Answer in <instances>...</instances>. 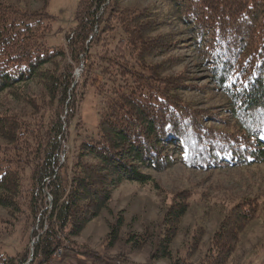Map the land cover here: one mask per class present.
<instances>
[{"label":"trees","instance_id":"obj_1","mask_svg":"<svg viewBox=\"0 0 264 264\" xmlns=\"http://www.w3.org/2000/svg\"><path fill=\"white\" fill-rule=\"evenodd\" d=\"M36 1L39 9L0 0V97L10 93L27 107L0 114V208L7 213L0 217V244L4 234L19 235L16 255L0 247V264H46L59 249L102 261L75 238L110 209L123 182L158 189L149 170L264 163V0H168L170 15L187 27L191 47L226 99L216 108L185 97L203 89L184 73H173L181 59L172 53L184 40L163 31L169 23L154 7L77 0L63 44L49 46L50 0ZM77 69L82 81L75 86ZM32 80L42 86L37 94L22 87ZM89 85L102 102L97 132L61 164ZM191 205L185 192L167 205L153 261L229 264L247 227L264 212L258 197L237 201L194 263L202 228L186 254L173 251ZM125 226L118 212L109 223L111 244L122 235L138 250L151 241L148 229L125 233Z\"/></svg>","mask_w":264,"mask_h":264},{"label":"rangeland","instance_id":"obj_2","mask_svg":"<svg viewBox=\"0 0 264 264\" xmlns=\"http://www.w3.org/2000/svg\"><path fill=\"white\" fill-rule=\"evenodd\" d=\"M17 2L22 7L39 9L42 4L36 0H8ZM128 4L152 6L162 14L169 24L164 32L177 33V38L184 40L182 48L172 55L181 59V65L173 70L174 74L184 73L188 83L203 89L186 92L185 97L199 102L202 107H220L226 99L212 83L210 72L201 63L200 58L191 47L189 39L192 37L187 27L170 15L168 0H130ZM77 0H50L48 5L51 30L46 41L49 46H60L64 42L66 31L73 25ZM76 83H80L81 71L75 72ZM26 91L37 94L42 86L38 80L29 81L22 85ZM26 104L10 93L0 97V114L8 109L25 110ZM102 108L101 98L95 94L94 86L89 85L78 106L75 120L69 126V136L63 148L65 152L60 157L61 164L71 159L74 147L78 146L97 132L99 112ZM220 109V108H219ZM28 110V109H27ZM223 117L227 115L223 112ZM84 123L78 129L77 124ZM80 127V126H79ZM158 186L141 185L137 182L125 181L113 191L110 209L103 211L99 217L91 221L82 234L75 238L81 245H88L93 255H99L102 261L93 256L77 255L73 251L59 249L54 257L46 264H169L168 260H152L151 255L161 233L162 218L167 205L182 192L189 195L191 209L183 218L181 233L173 244L174 254H186V245L193 234L202 228L203 242L200 250L193 257L197 263L209 248V242L217 230L225 212L233 204L245 197L260 198L264 205V163L248 167H228L218 170H198L183 164L175 165L164 171H147ZM51 200V198L49 197ZM122 212L126 221L124 232H143L148 229L151 241L144 248L138 250L132 242L126 243V235L120 241L111 244L107 238L109 223ZM7 213L0 208V217ZM18 236L4 234L0 244L1 250L11 255L17 254L19 249ZM35 240L31 242V246ZM229 264H264V212L247 227L242 235L240 246Z\"/></svg>","mask_w":264,"mask_h":264}]
</instances>
